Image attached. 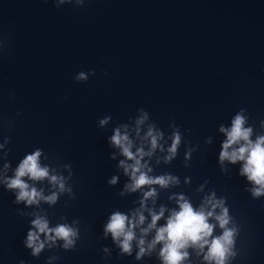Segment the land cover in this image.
<instances>
[{"label":"water","instance_id":"1","mask_svg":"<svg viewBox=\"0 0 264 264\" xmlns=\"http://www.w3.org/2000/svg\"><path fill=\"white\" fill-rule=\"evenodd\" d=\"M0 36L6 48L0 53V143L10 137L7 160L15 168L38 147L49 157L42 163L71 164L75 198L64 194L54 206L41 207L50 226L64 216L68 223L79 219L80 228L74 249L46 248L33 257L23 244L32 217L17 209L35 206L15 204L14 193L0 185V264H47L53 254L59 257L53 264H159L155 254L135 260V249L119 255L111 235L102 236L112 211L139 206V193L117 195L128 177L117 167L123 157L108 142L112 128L131 123L138 108L166 135L174 120L189 142L167 165H155L153 157V174L169 172L180 180L159 190L156 206L176 207L167 198L175 192L195 207L215 189L241 227L240 252L231 264H264V196L254 199L246 190L251 185L239 175L240 162H225L227 171L218 163L221 124L230 126L240 108L258 131L264 119V0H85L82 7L59 9L53 0H0ZM90 68L95 75L86 82L73 80ZM105 115L112 119L101 128L97 121ZM193 145L185 167L184 152ZM113 175L118 181L109 185ZM37 187L48 193L47 181ZM191 259L201 264L194 253Z\"/></svg>","mask_w":264,"mask_h":264},{"label":"clouds","instance_id":"2","mask_svg":"<svg viewBox=\"0 0 264 264\" xmlns=\"http://www.w3.org/2000/svg\"><path fill=\"white\" fill-rule=\"evenodd\" d=\"M53 2L59 9L64 4L82 7L85 0ZM5 49L4 37L0 36V53ZM91 75H95L94 69L90 68L87 72L81 70L73 76V80L86 82ZM137 113L135 117H129L131 123H117L112 128L108 142L111 147L119 150V155L123 158L118 161L117 167L128 177V182L117 195L139 193V206L130 208L127 213L118 209L112 211L103 225L102 236L107 238L111 235L113 243L119 249V255L131 256L135 249L134 259L137 261L155 254L159 264H193L191 257L194 253L200 258L201 264H231L240 252L236 242L241 227L230 214L226 198H218L215 189H210L203 195L201 202L195 207L185 194L175 192L167 198L174 200L176 207L168 208L164 204L156 206L159 190L175 187L180 184V180L177 175L169 172L153 174V157L155 165H167L177 157L181 144L189 142L183 139V133L174 120L169 122L171 131L166 135L150 119L144 108H138ZM111 119V116L105 115L97 124L103 128ZM248 121L246 109L240 108L232 116L230 126H219V132L224 134L225 139L220 145L218 163L222 171H227L225 162H240L239 175L246 177L251 185L246 190L256 199L264 196V119L259 120V131ZM9 142L10 137L5 136L0 143V185L14 193L15 204L23 202L25 207L35 206L30 212L17 209L20 215L32 217L29 221L31 226L23 241L24 246L31 250L33 257H38L46 248L74 249L80 239L79 219L68 223L67 218L61 216L60 219L64 222L50 226L49 212L41 207V203L54 206L64 194L68 195L69 200L75 198L70 182L72 165L42 163V157L44 161H48L49 157L37 147L24 154L15 168H12L7 160L10 150L6 146ZM205 143L210 144L211 137L205 138ZM196 147L197 145L186 147L183 160L185 167H189L188 162ZM157 152L163 155H157ZM116 156V152L110 153V159H116ZM60 169L66 171L67 175ZM10 170L11 175L8 174ZM118 178L113 175L107 183L115 185ZM190 179L185 177V183ZM44 181L48 185L47 194L44 187H37V182ZM207 183L208 180L205 179L196 191L202 192ZM64 206H69L67 200ZM166 211L168 215L165 217ZM161 219L165 222L158 225ZM217 227L221 230L218 235L214 234ZM189 249L192 250L191 253ZM102 251L106 257L111 255L107 246H103ZM57 259V255H50L47 257V264H53ZM18 264H25V261L20 260Z\"/></svg>","mask_w":264,"mask_h":264}]
</instances>
